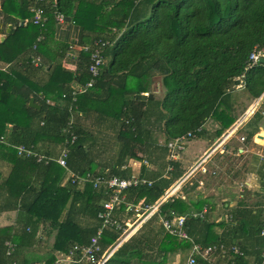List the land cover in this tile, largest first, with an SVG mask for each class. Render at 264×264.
Returning <instances> with one entry per match:
<instances>
[{"label":"trees","instance_id":"trees-1","mask_svg":"<svg viewBox=\"0 0 264 264\" xmlns=\"http://www.w3.org/2000/svg\"><path fill=\"white\" fill-rule=\"evenodd\" d=\"M44 5L46 27L32 21L19 25L0 42V60L13 62L32 49L41 33L48 39L57 13L81 27V44L95 39L110 43L103 52L104 64L94 86L80 94L76 102L81 116L73 126L77 140L70 145L68 158L69 168L76 173L126 177L132 171L121 170V166L132 158L145 157L144 153L152 164L162 167L164 163L155 159L156 148H161L164 161L170 140L200 127L197 137L209 119L221 124L217 130L220 136L237 121L245 109L237 92L241 83L250 101L264 95V62L246 69L253 49L264 46V0H45ZM29 6L28 0H3V21L19 22L32 17ZM44 44L39 42V52H47ZM31 61L29 53L22 63L24 69L21 65L8 71L0 69V136L46 155L52 145L62 146L68 137L65 129L72 103L70 85L73 81L85 84L91 79L89 54L82 53L78 73L56 63L44 85L25 72L33 70ZM158 76L161 92L157 95ZM39 92L55 103L41 99ZM31 98L39 101L41 109L29 104ZM91 116L100 126H119L118 158L110 168L100 171H95L88 157L86 143L91 134L81 124L82 118ZM262 126L264 99L243 130L245 142H252ZM156 131L163 135L164 144L155 136ZM0 157L12 165L10 174L0 183V192L3 188L8 195L4 207L14 204L22 213L16 227H0V264H50L75 243L90 241L101 224V190L92 182L79 188L70 183L63 185L65 168L55 161L46 163L34 156H20L9 144L0 143ZM141 174L153 179V185L131 188L128 199L150 204L182 173L176 166L170 177H164L161 171L147 173L143 166ZM197 186L196 181L189 182L177 197L162 205V213H188L191 204L201 210V199L182 196L188 197ZM252 212L242 200L233 212L229 234L224 237L215 234L214 223L191 216L186 220V229L204 246L254 239L257 244L256 235L264 222L247 217ZM118 234L106 230L103 249ZM8 241L15 244L9 254ZM187 246L192 247L191 241L167 233L158 215H154L106 264H166L171 254ZM36 247L38 251H34ZM218 260L223 258L219 256ZM234 261L250 264L245 252ZM260 263L261 260L256 262Z\"/></svg>","mask_w":264,"mask_h":264},{"label":"crops","instance_id":"crops-1","mask_svg":"<svg viewBox=\"0 0 264 264\" xmlns=\"http://www.w3.org/2000/svg\"><path fill=\"white\" fill-rule=\"evenodd\" d=\"M2 1L3 0H0V38L6 35L5 39H7L10 34L5 33L7 25H14L13 31L21 25L22 22L23 25H26L28 21H31V17L25 20H19V22H4L3 16H1ZM82 35L83 32L81 27L72 20L68 21V19H66L63 24L57 21L55 24H51L49 38L47 39L44 36V39L40 42H45L44 47L47 52L41 50L39 52L38 46L37 53L41 58L40 63H36L32 60V48L21 54L19 58L13 62L0 60V65H8L7 69H5L7 71L12 66L15 67L19 65L22 66L19 67L24 69L22 63L30 53L31 63L34 64V68L30 72H25L33 81L41 85L49 81L52 67L58 62H61L63 67L67 70L78 73V65L81 62L82 53L85 52L81 49V46L84 45L81 44ZM77 85L78 83L73 81L70 87L72 86L73 89L76 88ZM244 91V86L238 87L237 92L240 95V100L245 95ZM38 96L43 100L46 99V102L51 105L55 103L54 99L46 98L43 92H39ZM263 99L264 95L253 102L250 101L249 104L247 101V104L245 103V109L240 112L237 121L220 136L217 135V130L221 129V124L214 119L207 120L200 134L187 142L181 154V158L174 163L179 167L182 173L180 177L189 175L184 187L193 180L198 183L196 190L189 192L188 197L186 194L182 195L184 199L195 198L196 201L199 199L203 201L201 210L196 209L191 204L192 207L188 213L178 214L187 215L192 212L203 213L204 217L200 219L214 223L215 234L219 237H224L229 234L233 212L239 208V203L242 200H244L245 205L253 209V212L247 215V217L251 219L257 218L264 222V126L260 127L252 142H242L239 139L241 135H245L243 130L254 112L259 108ZM34 100L35 103L41 107L39 101L35 98ZM48 100L51 102H48ZM248 110H250V114L240 125V120ZM8 131L10 132V128ZM61 147V145H52L49 149L51 152L46 155L57 157ZM152 166L153 168H147V173L156 171L164 173L167 166V154L162 167L158 164H152ZM11 167L12 165L7 160L0 157V183L10 174ZM203 168H206L207 171L203 172ZM64 179L65 177L62 183ZM199 181H202V184H200ZM7 199L8 195L2 188L0 192V227H16L22 213L14 204L12 207H4V202ZM256 236L258 241L257 244L255 243V239L237 242L233 241L228 244H240L249 263H256L261 260L263 250L262 237L260 234ZM249 238L250 237L244 239ZM228 241L230 242V239ZM191 248L192 247L189 248L188 246L180 248L177 252L170 255L166 264H186L191 253ZM35 249L38 248L36 247Z\"/></svg>","mask_w":264,"mask_h":264},{"label":"built area","instance_id":"built-area-1","mask_svg":"<svg viewBox=\"0 0 264 264\" xmlns=\"http://www.w3.org/2000/svg\"><path fill=\"white\" fill-rule=\"evenodd\" d=\"M45 0H31L29 9L32 13L31 21L33 24L45 28L48 22V16L45 13ZM56 20L63 24L66 20L63 14L57 13ZM44 39V34L38 35L33 45L32 60L36 63L41 62V58L37 53L38 44ZM110 43L102 39H95L89 44H84L81 49L89 54L88 72L91 79L85 84H78L76 88L72 89V103L69 106V121L65 132L68 134L65 143L60 149L57 157L51 155L41 154L34 150L32 146L23 144H13L7 139V136H0V143L9 144L15 147L20 156H34L38 161H55L60 166L65 168V179L63 185L70 183L74 187H82L86 182H92L96 189L103 192L104 200L101 203V209L98 212V218L101 224L97 232L91 237L88 243H75L71 249L66 253H59L54 262L50 264H106L114 252L131 236L138 232L142 225L154 215H158L159 223L164 230L180 239L189 240L192 243L191 253L187 259L186 264H235L234 257L244 255V251L237 243L227 245L225 243H215L204 246L198 243L188 233L186 229V220L188 217L203 218V213L192 212L187 215L178 214L175 211H170L163 214L161 207L164 203L173 200L180 194V191L186 184L188 176H183L175 180L163 194L153 203L135 202L128 199V191L133 187L138 186H152L153 179L141 174L143 166L150 169L153 168L152 163L146 158H132L127 163L121 166V170H131L132 173L126 177L111 174L105 176L103 174H94L87 172L80 174L74 172L69 168L68 158L70 154V145L77 140V134L73 131L75 125V115L79 113L76 105L78 96L91 87L94 86L96 78L100 75L102 66L104 64L103 52ZM264 58V46L255 47L249 56L247 63V70L256 67ZM8 65L1 66L0 69H7ZM243 87L244 84L239 85ZM148 94V93H145ZM65 97V94L63 95ZM48 102H51L48 100ZM250 114V110L245 113L240 120V125L245 121ZM201 128L189 131L167 143V166L163 173L164 177H170L175 170V162L181 158L187 142L196 137ZM240 141L245 142V135L239 137ZM203 172L207 169L203 168ZM202 184V181H199ZM183 195V194H182ZM123 216V217H122ZM111 229L118 231V237L112 244L103 249L102 239L106 230ZM260 235L262 237V258L261 263L264 264V228L261 229ZM8 246L7 253L9 254L15 247L14 243L6 242ZM221 256L223 260L219 261ZM256 264V263H253Z\"/></svg>","mask_w":264,"mask_h":264},{"label":"rangeland","instance_id":"rangeland-1","mask_svg":"<svg viewBox=\"0 0 264 264\" xmlns=\"http://www.w3.org/2000/svg\"><path fill=\"white\" fill-rule=\"evenodd\" d=\"M156 85L159 87L156 91V94L158 95L161 92L160 76L156 78ZM240 101L243 105H245V103L247 104V101L249 104L250 100L248 99V94L245 93ZM78 116L81 115L76 113L74 121L77 120ZM81 124L85 126L91 134V138L87 141L86 147L89 151L88 157L92 160V164L96 168L95 171H100L103 168H110L116 162L121 148V143L118 140L117 133L119 126L118 128H114V126L109 124H103L100 126L95 123L93 116L82 118ZM155 136H158L160 143L164 144V137L161 132L156 131ZM160 149L161 148H156L154 153L155 159L159 164L164 163L163 159H161L162 152ZM143 155H145V157L149 160L147 154L144 153ZM34 251L38 250L34 249Z\"/></svg>","mask_w":264,"mask_h":264},{"label":"water","instance_id":"water-1","mask_svg":"<svg viewBox=\"0 0 264 264\" xmlns=\"http://www.w3.org/2000/svg\"><path fill=\"white\" fill-rule=\"evenodd\" d=\"M70 20H71V18H68V21H70ZM21 25H23V22L21 23ZM13 28H14V25H12V24L7 25V27H6V29H5V31H6L5 33H6V34L11 33V31H12ZM2 33H3V29H2ZM5 36H6V35H4L2 38H0V41L4 40V39H5ZM261 62H264V58L261 59ZM149 96L152 98V97H153V94L150 93ZM30 105L33 106V107H36V108H38V109L41 108L40 105H37V104L35 103L34 98H31V99H30Z\"/></svg>","mask_w":264,"mask_h":264}]
</instances>
